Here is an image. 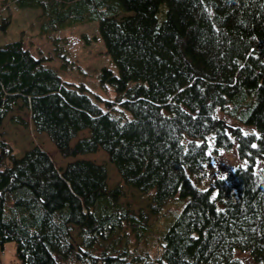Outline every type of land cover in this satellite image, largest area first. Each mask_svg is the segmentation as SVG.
I'll return each instance as SVG.
<instances>
[{"label": "trees", "instance_id": "obj_1", "mask_svg": "<svg viewBox=\"0 0 264 264\" xmlns=\"http://www.w3.org/2000/svg\"><path fill=\"white\" fill-rule=\"evenodd\" d=\"M12 1L38 7L45 32L97 19L116 71L99 68L114 92L99 102L20 37L0 43V126L26 109L55 147L15 155L0 135V252L15 244L0 264H246L236 250L264 264V0ZM210 133L245 164L199 187ZM98 150L121 183L86 156ZM122 185L152 191L146 207L121 202ZM175 194L186 201L148 240Z\"/></svg>", "mask_w": 264, "mask_h": 264}, {"label": "rangeland", "instance_id": "obj_2", "mask_svg": "<svg viewBox=\"0 0 264 264\" xmlns=\"http://www.w3.org/2000/svg\"><path fill=\"white\" fill-rule=\"evenodd\" d=\"M41 20L42 16L38 7L18 6L12 0H0V43L20 37L24 46H27L34 55L44 56L45 61L52 65L62 78L84 82L89 88V94L96 101L102 102L96 98V93L111 97L114 92L111 86L104 87L100 84L98 70L101 65L109 66L114 71H116V67L104 49L97 29V19L76 20L50 32L41 29ZM60 54H63V57ZM12 113L21 114L28 120V124L21 126L11 123L9 116ZM126 115H128L127 112ZM219 115L222 113L219 112ZM226 120L228 122L233 121L228 117ZM4 131L5 133H3ZM0 135L9 140L15 155H20L28 147L27 145L32 143L51 151L55 149L44 132H38L33 128L26 109L14 107L9 111L0 126ZM206 140L208 141L210 162L203 169L204 175H198L195 172L189 173L190 179L199 187H206L214 183V177L225 174L229 168L237 164H245V160L236 156L234 147L230 149L216 147L212 133L206 135ZM54 153H50L53 158H58V156L62 158L58 152V156ZM86 156L106 162L110 186L121 183L118 171L107 161L105 152L98 150ZM61 161L65 162V159ZM56 163L60 162L56 161ZM151 193L152 191H141L131 185H122L119 200L137 209L138 207H146ZM186 199L187 196L175 194L172 199L165 203L161 214L150 215L152 232H150L148 240H155V234L168 226ZM14 248L13 240H7L4 243L3 250L0 252V259L3 263L14 260ZM151 248L153 249V246ZM235 254L240 256L246 264H261L252 261L246 251L236 250Z\"/></svg>", "mask_w": 264, "mask_h": 264}]
</instances>
